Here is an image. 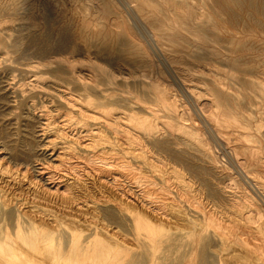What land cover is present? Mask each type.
I'll return each mask as SVG.
<instances>
[{
  "label": "bare ground",
  "instance_id": "6f19581e",
  "mask_svg": "<svg viewBox=\"0 0 264 264\" xmlns=\"http://www.w3.org/2000/svg\"><path fill=\"white\" fill-rule=\"evenodd\" d=\"M98 1V7L120 15L117 28L109 31L114 37L125 39L129 52L134 50L137 54L147 55L150 61L175 62L162 41L169 40L166 24L163 21L160 25L152 24L144 16L149 2L156 0ZM182 1L193 4L190 0H173ZM175 14L180 17L179 12ZM113 17L115 22L117 18L114 14ZM180 23L188 29L187 21ZM198 31L197 36L211 48L208 55L201 58L210 64L217 61L219 37L203 32L201 28ZM108 32L106 35L110 34ZM234 41L232 37L230 42ZM62 58L61 64L53 69V77L44 76L40 68L35 70L32 79L36 84L30 87L37 90L38 86L44 89L56 86L60 103L66 106V112L57 110L58 114L54 113V108L40 112L45 118L41 121L40 134L43 140L48 138L43 150L51 160H43L37 155L22 159L15 148L0 138V264H264V170L258 168L262 165L263 155L258 146L250 145V141L257 140V134L250 131L252 112L238 108L239 102L236 103L238 106H230L229 101L219 99L220 93L231 94L237 99L239 95L245 97L247 94L224 91L225 87L219 85L224 86L225 80L207 89L195 82V77H192L193 82H187L189 78L187 80L175 63L174 66L167 63L166 69L159 64L156 70L162 80L144 76L140 83L146 84L147 89L135 96V102L141 103L146 111L134 108L125 114V121L121 123L119 112L111 107L116 101L109 97L111 92L101 86L94 71L87 74L73 59ZM225 62L236 68L241 57L234 56ZM169 75L172 81L168 79ZM114 76L115 73L109 75V82H114ZM21 84L18 91L25 94ZM178 90L189 102L185 104H192L193 108H189L194 109V113L184 106V102L178 103L180 99L174 96ZM205 92L208 93L206 96L203 95ZM202 95L206 101L201 105ZM153 100L169 111L171 120H164L162 126L160 120L152 116ZM32 108H36L33 99L27 109ZM74 123L84 126L77 131L83 138L85 136L84 140L71 135L68 128ZM259 124L261 121L256 126ZM223 125L236 134L235 140L224 146V153L254 198L251 196L252 204L240 200L229 202L228 213L217 216L221 189L219 192L209 182L198 184L189 174L190 167L183 166V170L179 167L188 147L201 150L212 161L217 160L220 153L215 152L209 138L222 143L225 138L220 134V127ZM160 127L167 128L168 132L163 143L156 140ZM201 128L206 134L203 137L200 136ZM107 131L114 134L113 140ZM57 137L63 140L60 142ZM249 150L253 161L247 157ZM109 152L113 155L111 159ZM248 160L254 171L248 168ZM164 162L167 168L162 165ZM123 176L131 179L133 187H141L139 197L132 194L136 199H131V191L122 186L120 179ZM238 182L232 183L233 187H238ZM175 185L177 193L185 194L186 198L181 195L179 199V195L174 194Z\"/></svg>",
  "mask_w": 264,
  "mask_h": 264
},
{
  "label": "rangeland",
  "instance_id": "374dc122",
  "mask_svg": "<svg viewBox=\"0 0 264 264\" xmlns=\"http://www.w3.org/2000/svg\"><path fill=\"white\" fill-rule=\"evenodd\" d=\"M158 1L159 2H157V0L149 2L150 4L147 5V12H144V16L152 24L160 25L162 21L166 24L165 30L168 32L167 36L169 40L165 38L162 39V41L167 46V51L172 56V59L175 60V66L187 77V80L189 78L187 82L192 81V77H195V82L198 84L200 83L201 86L205 85L204 87L208 89L217 86L218 83L220 84V81L225 80L226 84L224 86L221 84L219 85L221 88L225 87L224 91L235 92L234 90H236L234 94H238L237 91H239L240 94L241 92H243L244 95L247 94L245 97L242 94L241 96L238 94L239 99H237L230 96L231 94L222 95L219 90V99L229 101L230 106H238L236 103L239 102L238 108L244 107L245 111L252 112L253 126L252 129L250 128V131L257 134V140H254L255 142L250 141V145L254 144V146L260 148L259 153H262L263 156L261 154L259 155L260 157L262 156L263 159L262 165L258 168L259 170H264V125L262 124L264 123V0H190L193 3L192 5L188 4L186 1ZM98 2V0H0V138H4L5 144L15 148L22 159L37 155L43 160L45 158L51 160L43 150L48 138H44L43 140L42 134H40L42 133L41 121H45V118L41 117L40 112L42 110H49L50 108H54L55 114L66 112V106L60 103L58 90L55 89L57 88L56 86L47 89L38 86L37 90L30 88L33 84H36L34 83V79H32L35 70L40 68L44 76L53 77V69L61 64L62 57H68L73 59L76 65H82L81 68L85 73L88 74L94 71L93 73L96 74L97 79L101 82V86L106 88L107 92H111V96L109 97H112L111 99L116 101L111 107H113L114 111L117 113L119 112V122L123 123V121H125V114L128 115L134 108L144 109L141 103L138 104L135 102L137 101L135 98L136 94L147 89L146 84L140 83L143 81L142 78H144V76L145 78H159V72L157 73L159 64L163 69H166L167 63H169L162 59L150 61L148 60L149 56L141 53L137 54L134 50L132 53L129 52L130 50L126 49V44H124L125 39L114 37V35H112L113 32L109 31L110 29L117 28L116 24L121 21L120 15L102 6L98 7ZM120 8H122L121 5ZM174 12H179L180 17ZM112 13L115 18H117L115 22L112 20V18L114 19ZM129 15L131 18L134 17L133 14ZM111 21L115 25H113ZM180 21H187V23H189V25H187L188 29L183 27ZM194 25L197 26L195 27ZM172 26L174 28H172ZM198 28H201V31L204 30L203 32L219 37V44L221 45L218 44L217 46L220 52L217 55V61L215 60L211 64L208 63L207 60L201 58L203 55H208L209 49L211 48L206 44L204 45L202 37L197 36V33L200 32ZM107 32L110 34L106 35ZM232 37H234V42H230ZM98 46H100V48H98ZM232 48L236 49V51H233ZM131 54H134V57ZM234 56L241 57V63H239L236 68L232 64L225 62V60L228 61ZM91 57L92 59L94 58L93 60H95L96 63L91 60ZM125 61H127V63ZM101 63L107 66H101ZM174 63L169 64L174 66ZM108 64H112V66L109 67ZM132 64L133 67H131ZM110 68L112 69L110 70ZM186 68H188V70ZM225 68L228 70H225ZM132 69L134 71H132ZM144 72L147 73L144 74ZM112 73H115L114 82H109L108 77ZM136 73L137 75H135ZM141 73L144 75L142 76ZM208 73L213 75L214 78ZM70 75L73 76L72 73H70ZM126 76L127 78H125ZM168 79L172 81L170 75ZM160 80H162V78ZM20 84L22 87L24 86L25 94H21V92L18 91ZM16 85H18V87ZM228 86H231L229 87L230 89ZM180 92L181 91L178 90V94L174 95L176 99L181 100H178V103H189L183 93ZM206 94L208 93L205 92L203 95L206 96ZM30 97L36 101V108H32L31 110L27 109L29 103L32 101ZM150 97L154 99L151 94ZM201 98L199 102L202 105L206 99H204V96ZM152 105L155 109H153L154 114L152 113V116L160 120L161 126L164 120H171L169 111L162 106L160 102L158 103L156 100H153ZM184 106L186 108L188 107L187 109L191 110V112L194 111V109H191V103L185 104ZM189 106L191 107L189 108ZM57 110H59V112ZM144 111L146 110L144 109ZM142 114L145 113H141V115ZM59 118L58 121L61 119ZM255 121H261L262 125H258L260 128L256 126L257 122ZM101 123L105 124L103 121ZM75 124L76 123L72 124L71 127L68 128L71 135H75V137L79 136L80 138L78 139H80V141L81 139L84 140L85 136L83 138V134L77 132L84 129V126ZM262 126L263 128H261ZM203 128H201V130L203 129L208 135V132L205 131L207 129L204 126ZM166 129L167 128L160 127L157 131L156 140H158L159 143H163L164 140L167 139L168 132ZM220 129V131H222L220 133L221 136L223 139L225 138V141L223 140L222 143L220 142L223 146H221L219 142L208 137L212 141L211 144L214 145L213 149L215 152H217V154L220 153L217 160L212 161L211 158L203 155L201 150L197 151L192 147H188L186 150L188 153L186 152L185 155H182L181 159L184 164L180 163L179 167L182 170L184 169L183 166L190 167L191 172L189 174H191L190 176L192 179L198 181V184L202 181L205 182V184L209 182L213 187L215 185L219 192L221 189L222 194L220 192L218 197L220 206H217V216H223L228 213L230 207L228 204L229 202L240 200L241 203L247 201L251 203V196L254 198L253 195H249L251 194L249 193L250 188L242 183V177L238 174L237 170L234 169L235 167H232V163L228 160L229 157L225 154L226 151L224 150V146L231 144V142L235 140L236 134L230 133L229 127L225 125L220 127ZM203 130L200 132L201 137L206 135ZM106 133L113 137L112 140L114 139V134L110 131ZM57 139H59L60 142L63 140V138L60 139V137H57ZM197 139L194 140L198 143ZM230 140L232 141L230 142ZM256 150L258 151V149ZM111 153L112 152L108 153L110 155L106 153L105 156L108 155L110 158L113 156ZM247 157L249 160L253 161V159H251L250 150L247 151ZM162 160H164V156H162ZM251 161L248 163V168L250 167V169L254 171L255 168L251 164ZM162 165L167 168L165 162L164 164L162 163ZM186 171L188 172V169H186ZM83 173H85V171ZM92 175L93 174L90 176ZM85 176L84 174L83 177ZM130 180L129 177L123 176L120 182L123 181L122 186H124L125 189L127 187V191H131L129 197L131 199H136L135 196L137 195V197H139L138 195L142 193L140 192L141 187H133V182ZM228 180L233 181L230 182ZM237 180L239 181L237 183L238 187L236 186L235 188L232 183L235 185ZM157 185L160 186L161 182ZM229 185L234 189H230L231 186L228 187ZM175 186V189L173 188L174 194L179 195V199L182 198L181 195L185 196V194L177 193L178 188ZM132 188L135 189L131 190ZM132 194L136 195L133 197ZM184 198H186V196ZM223 210L226 211L223 212ZM262 218H264V216Z\"/></svg>",
  "mask_w": 264,
  "mask_h": 264
}]
</instances>
